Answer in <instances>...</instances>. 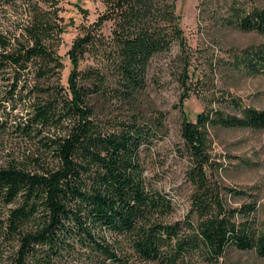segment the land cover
<instances>
[{
	"label": "trees",
	"instance_id": "1",
	"mask_svg": "<svg viewBox=\"0 0 264 264\" xmlns=\"http://www.w3.org/2000/svg\"><path fill=\"white\" fill-rule=\"evenodd\" d=\"M104 1L105 13L67 51L63 85L59 1L8 0L10 22L0 30V264H180L195 252L217 264L232 250L264 257L255 206L228 203L238 192L216 180L208 144L216 127L263 129L264 109L232 99L231 112L209 108L194 121L183 114L189 209L172 220L173 202L146 180L141 156L167 134L144 93L152 58L184 45L174 0ZM104 21L112 22L108 39ZM233 21L264 36V5L236 10ZM90 48L102 53L100 64L81 67ZM238 62L264 75V41Z\"/></svg>",
	"mask_w": 264,
	"mask_h": 264
},
{
	"label": "rangeland",
	"instance_id": "2",
	"mask_svg": "<svg viewBox=\"0 0 264 264\" xmlns=\"http://www.w3.org/2000/svg\"><path fill=\"white\" fill-rule=\"evenodd\" d=\"M58 1L63 29L56 49L63 63L60 82L66 85L71 69L67 51L84 28L105 13L106 5L104 0ZM255 5L263 6L264 0H174L184 45L174 43L152 58L144 93L146 109L162 112L167 134L141 156L146 180L173 202L172 220L183 218L189 209L190 185L184 177L187 161L180 155L183 114L194 121L209 108L231 112L232 99L264 109V75L250 72L238 62L245 49L261 44L264 36L241 30L233 21L236 10ZM9 10L8 0H0V30L10 22ZM111 26V21H104L100 28L106 39L111 36ZM100 54L90 48L81 67L100 64ZM182 95L186 96L180 110ZM18 108L12 113H19ZM209 138V153L218 164L216 180L238 192L227 197L228 203L236 206L251 201L256 223L264 226V128L216 127L210 130ZM180 264L211 263L195 252ZM217 264H264V257L253 251L232 250Z\"/></svg>",
	"mask_w": 264,
	"mask_h": 264
}]
</instances>
